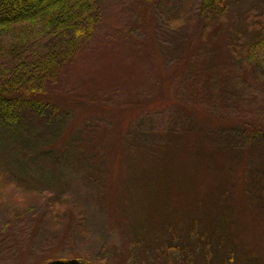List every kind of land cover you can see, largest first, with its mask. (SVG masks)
<instances>
[{
  "label": "rangeland",
  "instance_id": "374dc122",
  "mask_svg": "<svg viewBox=\"0 0 264 264\" xmlns=\"http://www.w3.org/2000/svg\"><path fill=\"white\" fill-rule=\"evenodd\" d=\"M100 4L102 19L92 45H100L106 50L92 52L88 56L96 60L90 61L89 68L92 66L101 75L113 73L114 78L122 79V91L125 89L128 95L132 92V96H135V91H140L143 94L141 98L153 94L156 99L149 108L155 107V112L168 117L170 109L175 107L172 100L181 97V79L190 77V73L203 81L210 74L222 83L225 81L224 77L228 78L227 93L238 98L233 100L236 107L245 106L249 109L251 104L261 110L262 113L259 111L258 115H264V80L255 81V72L252 73L247 68L248 63L238 61L232 52L241 45L243 35L253 36L257 29L264 27V0H227L226 9L217 24H213V28L209 22L200 23L198 19L200 0H100ZM197 34L199 40L206 43L200 51V42L196 46L195 38L191 47H194L193 51L201 53L202 64L189 62L191 58L186 55L182 58L186 59L181 66L179 64L182 59L177 61V65L174 60L179 57L186 42ZM104 43L113 44L111 47L114 49L103 46ZM124 50H130L133 55L129 54V61L119 66L115 56L120 54H115V51ZM150 58H156V61L162 63L161 70L152 64L149 67ZM249 70L250 74L247 72ZM73 74L74 77H68L65 84H77L76 72ZM147 75L153 79L147 80L149 84L143 88L139 80H146ZM246 79L249 81L240 84ZM57 87L60 90H69L62 84ZM151 90L152 94H144ZM176 92L180 94L173 98ZM171 104L173 105L169 106ZM74 112L77 118L70 120V127H78L81 117L88 114L85 108ZM132 117V113H126L125 121L121 125L127 126ZM152 119H147L145 126L152 125L157 129L158 123ZM140 120L142 118L133 123L137 124ZM111 129L120 130H117L114 123L107 126L109 132ZM168 130L170 128H164L162 132ZM193 131L195 132L165 136V139L169 138V145L160 150L156 149L155 152L153 149L152 152L135 150L128 153V157L121 161L114 173L120 179L119 188L117 184L114 186L113 175L104 199L98 198L93 190L83 185L80 180L82 175L76 168H63L67 170L64 171V184L70 180L72 186H61L49 181L45 185L38 181L45 177L41 168H34L25 175L17 174V168L12 162L15 157L13 149L0 150V264L32 262L54 248L64 233L73 230L82 233L97 227L102 230L103 214L110 231L106 233L104 229L106 239L103 243L108 242L107 247H111L113 253H118V258L127 255H132L135 259L138 257L135 264H264V168L260 162L262 155L252 152L248 157L247 154L243 155L246 159H241L239 155L233 154L229 149L230 152H227L224 148H216V156L201 155L196 143V128ZM118 144L119 139L116 147ZM203 145L212 150L210 145ZM117 154L121 156L120 149ZM212 159H216V164L210 166ZM136 163L138 168L149 169L150 173L165 177L160 185L163 191H158L156 198H163L167 204L163 208L168 209L170 214V228H162L161 222L166 224L168 220L166 216L165 219L161 217L160 222L157 211L151 210L159 223L157 228L162 230V237L172 243L170 245L162 242L157 246L152 245L151 248L134 245L136 230H139L142 223L147 224L140 222L141 213L137 204H133L129 213L124 212L119 198L124 193L123 183L128 180L134 168L129 166H135ZM222 166H225L227 172L223 171ZM50 178L49 175L48 180ZM218 188L225 191L223 194L226 195V201L217 202V209L216 202L209 204L207 209L210 214L199 216L201 213L196 211L190 218L187 211L190 205L204 198L211 203ZM135 192L148 220V202L139 188ZM67 196L77 198L72 203L73 209L70 201L66 200ZM150 208L161 207L155 204ZM13 210L17 212H12ZM20 212L24 213L23 216ZM179 212L182 215L172 219ZM14 213L20 214L18 220ZM72 214L77 216L70 218ZM81 215L87 217L79 220ZM130 220L133 223L135 220L136 226L133 230L129 228ZM31 233L36 234L33 240L28 239V234ZM141 234L144 231H139L137 235ZM171 245L172 248L178 245L180 251H173V257L164 255ZM68 250L70 248L63 244L57 256L67 255L69 259ZM40 259L41 257L38 258Z\"/></svg>",
  "mask_w": 264,
  "mask_h": 264
},
{
  "label": "trees",
  "instance_id": "16d2710c",
  "mask_svg": "<svg viewBox=\"0 0 264 264\" xmlns=\"http://www.w3.org/2000/svg\"><path fill=\"white\" fill-rule=\"evenodd\" d=\"M226 6L227 0H200V23L209 22L210 26L214 27ZM101 19L100 0H0V150L13 149L15 157L12 162L17 168V174L25 175L34 168H41L45 177L38 179L39 182L45 185L49 181L61 186H72L70 180L64 184V171L76 168L82 175L80 180L83 185L93 190L95 196L104 199L107 186L128 153L135 150L152 152L153 149L155 152L156 149L166 148L170 142L165 136L195 132V128L199 154L216 156V148H224L225 151H231L241 159H246L252 152H258L263 157L260 162L264 168V115H258L261 110L251 104L249 109L245 106L236 107L233 100L238 98L227 93V77H224L223 83L210 74H207L203 81L190 73V77H183L179 87L182 89L181 97L172 100L175 107L170 109L168 118L155 112V107L149 108L156 99L152 90L144 92L151 93L149 97L141 98L143 94L140 91L134 92L136 97L132 96V92L128 95L125 89L121 90L122 79L114 78L113 73L105 76L93 70L94 67L89 68L90 61L96 60L88 56L92 52L100 53L106 50L100 45H92ZM195 38L196 46L200 42L198 50L202 51L206 41L199 40L197 34L186 42L179 57L174 60L177 65V61L186 55L192 59L189 62L202 64L201 53L193 51L194 47H191ZM112 45L104 43L103 46ZM128 51H115V54H120L115 56L119 66L129 61L128 56L132 52ZM232 52L238 61L248 63L247 68L251 69L252 73L255 72V81L264 80V27L257 29L253 36L243 35L241 45ZM155 59L150 58L149 67L152 64L161 70L162 63ZM185 59H182L179 66ZM75 72L77 84H65L66 79L71 75L74 77ZM247 72L251 73L250 70ZM152 79L147 75L146 80L139 81L143 88H146L149 84L147 80ZM248 81L249 79H246L240 84ZM58 84L69 90H60ZM177 94L180 93H174L173 98ZM81 108L87 109L88 114L81 117L78 127H70V120L77 118L74 111ZM126 113H132L133 117L127 126H123L121 124L125 121ZM140 118L142 120L137 124L133 123ZM150 118L157 121V129L152 125L145 126L146 120ZM112 123L120 130L111 129L109 132L107 126ZM177 125L179 129L176 128ZM164 128L170 130L162 132ZM118 139L119 144L116 147ZM204 143L210 145L212 150H208ZM119 149L121 158L117 154ZM246 154L247 157H243ZM233 157L236 158L234 155ZM214 164L216 159H212L210 166ZM134 165L129 166L134 168L128 180L123 183L124 193L119 198L124 212L129 213L133 204H137L141 213L140 222L147 224L142 223L139 230H136L134 245H141L142 248H151L161 242L170 245L171 242L162 237V230L157 228L159 223L151 210L157 211L160 222V218L165 219L166 216L168 220L166 224L161 222L162 228H170V214L168 209L163 208V205L167 204L163 198H156L157 192L163 191L160 185L165 177L162 174L150 173L149 169L138 168L137 163ZM222 167L223 171L227 172L225 166ZM49 175L51 178L48 180ZM114 177V186L117 184L119 188L120 179L115 175ZM137 188L148 202V220L144 216L141 202L135 195ZM224 192L218 188L211 203L204 198L190 205L187 210L190 218L196 211L201 213L199 216L210 214L207 206L214 202L217 209V202L226 201ZM167 196L171 197L169 194ZM66 200L70 201L73 209L72 203L76 202L77 198L67 196ZM155 204L161 208H150ZM14 214L18 220L20 214ZM23 214L21 213V216ZM177 214L178 216H173L172 219L179 218L182 212ZM76 216L77 214H72L69 217ZM86 217L87 215H81L79 220ZM103 220L102 230L97 227L82 233L74 230L64 233L58 239L59 243L46 255H40V260L37 257L27 264H135L138 257L135 259L132 255H127L118 258V253H113L111 247H107L108 242L103 243L106 239L104 229L106 233H110L104 214ZM130 222L129 228L135 229V220L134 223L131 220ZM139 231H144V234L137 235ZM28 237L33 240L36 234H28ZM63 244L70 248L69 259L67 255L57 256ZM177 246L172 248L171 245L164 255L172 256L173 251L179 250Z\"/></svg>",
  "mask_w": 264,
  "mask_h": 264
}]
</instances>
